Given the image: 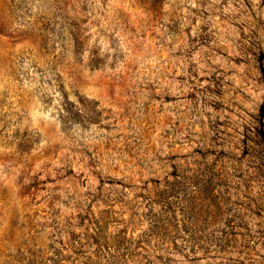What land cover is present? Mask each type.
Masks as SVG:
<instances>
[{
    "label": "rangeland",
    "instance_id": "1",
    "mask_svg": "<svg viewBox=\"0 0 264 264\" xmlns=\"http://www.w3.org/2000/svg\"><path fill=\"white\" fill-rule=\"evenodd\" d=\"M0 264H264V0H0Z\"/></svg>",
    "mask_w": 264,
    "mask_h": 264
}]
</instances>
